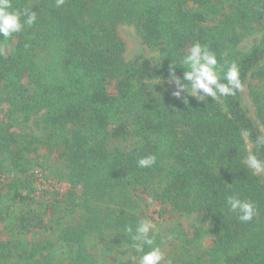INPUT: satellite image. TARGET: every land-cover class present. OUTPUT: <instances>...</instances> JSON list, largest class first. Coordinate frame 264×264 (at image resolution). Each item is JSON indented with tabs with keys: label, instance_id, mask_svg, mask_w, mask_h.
Segmentation results:
<instances>
[{
	"label": "trees",
	"instance_id": "16d2710c",
	"mask_svg": "<svg viewBox=\"0 0 264 264\" xmlns=\"http://www.w3.org/2000/svg\"><path fill=\"white\" fill-rule=\"evenodd\" d=\"M12 3L37 21L0 37V264H131L142 218L167 225L172 264H264V180L244 159L264 135V0ZM122 29L156 56L127 60ZM197 41L238 64L255 120L241 91L173 97L169 65ZM230 195L258 215L240 222Z\"/></svg>",
	"mask_w": 264,
	"mask_h": 264
},
{
	"label": "clouds",
	"instance_id": "9594fccd",
	"mask_svg": "<svg viewBox=\"0 0 264 264\" xmlns=\"http://www.w3.org/2000/svg\"><path fill=\"white\" fill-rule=\"evenodd\" d=\"M64 4L65 0H55L57 8ZM36 21L37 12L32 9H15L12 0H0V37L8 39L21 33L26 26L34 25ZM177 65L183 68L182 78L176 74ZM168 75L170 82L176 87L172 92L175 98H180L182 93H186L201 103H207L206 97L214 101L220 97L235 96L243 90L238 64L228 60L221 62L214 51L198 41L193 43L177 62L169 65ZM254 145L255 151L251 147L247 149L244 158L246 166L254 174L264 173V158L260 156L261 150H264V135H257ZM156 160L157 157L151 154L141 157L137 160V167L151 168L156 164ZM226 204L229 211L237 214L242 223L250 222L258 215L257 205L251 200L241 199L238 195L228 196ZM124 232L130 240L127 248H130L131 252L127 254V261H131V264H172V259L156 243L159 229L152 220L142 218L135 228L126 225ZM172 238L171 234L167 237L169 240Z\"/></svg>",
	"mask_w": 264,
	"mask_h": 264
},
{
	"label": "rangeland",
	"instance_id": "374dc122",
	"mask_svg": "<svg viewBox=\"0 0 264 264\" xmlns=\"http://www.w3.org/2000/svg\"><path fill=\"white\" fill-rule=\"evenodd\" d=\"M121 37L125 43L124 57L127 60L132 59L135 56H142V57H146V58H154L156 56V52L154 50H152L149 47L142 44L141 39L138 36V34L135 32V30H133V29H122L121 30ZM241 105H242L245 113L251 119L255 120L254 107H253L251 100L248 96L247 85H245L243 87V90L241 91ZM258 175L262 176V178L264 180V173H260ZM38 177L40 178V175ZM49 177H52V176H49ZM52 178L53 179H49L51 182L48 183L51 186L57 185V184L60 185L61 188L66 186L63 181H62L63 182L62 184H59L58 183L59 179H55L54 177H52ZM38 180H40V179H38ZM40 182H41V180H40ZM40 182H37L36 186H37V188H39V191H42L46 186H40ZM150 220H152V219H150ZM152 221L156 225V228L159 229V235L157 237H159V239L162 240L161 247L166 252L168 250V245L166 243H169V242H166L168 240L165 238V230L167 228V225L165 223H161L160 220H158V219H153ZM183 223H186V221ZM183 225H185V224H183Z\"/></svg>",
	"mask_w": 264,
	"mask_h": 264
}]
</instances>
